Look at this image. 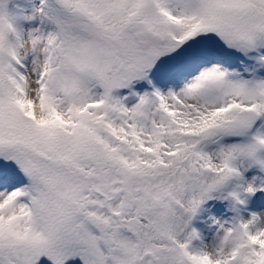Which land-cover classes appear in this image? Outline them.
<instances>
[{"label": "snow or ice", "instance_id": "snow-or-ice-1", "mask_svg": "<svg viewBox=\"0 0 264 264\" xmlns=\"http://www.w3.org/2000/svg\"><path fill=\"white\" fill-rule=\"evenodd\" d=\"M0 264H264V0H0Z\"/></svg>", "mask_w": 264, "mask_h": 264}]
</instances>
